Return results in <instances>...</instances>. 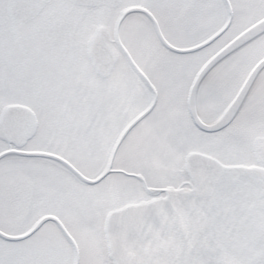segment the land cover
Masks as SVG:
<instances>
[{"label": "snow or ice", "instance_id": "obj_1", "mask_svg": "<svg viewBox=\"0 0 264 264\" xmlns=\"http://www.w3.org/2000/svg\"><path fill=\"white\" fill-rule=\"evenodd\" d=\"M0 264H264V0H0Z\"/></svg>", "mask_w": 264, "mask_h": 264}]
</instances>
